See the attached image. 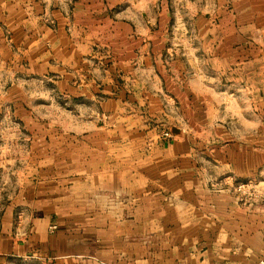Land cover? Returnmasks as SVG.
Listing matches in <instances>:
<instances>
[{"label":"crops","instance_id":"0c3cea01","mask_svg":"<svg viewBox=\"0 0 264 264\" xmlns=\"http://www.w3.org/2000/svg\"><path fill=\"white\" fill-rule=\"evenodd\" d=\"M260 2L246 27L216 17L214 41L195 48L170 41L163 8L0 0L3 98L26 134L19 186L0 203V264L264 260ZM32 87L54 103L44 120ZM258 169L261 196H241Z\"/></svg>","mask_w":264,"mask_h":264},{"label":"rangeland","instance_id":"374dc122","mask_svg":"<svg viewBox=\"0 0 264 264\" xmlns=\"http://www.w3.org/2000/svg\"><path fill=\"white\" fill-rule=\"evenodd\" d=\"M58 6H62L63 2L70 4L73 0H57ZM261 0H108L111 6V13L120 16H129L134 11H144L148 14L154 11H160L162 8L167 16L170 41L179 47L192 46L200 47L201 45L209 46L214 41L213 36L208 30L215 25L216 17L227 15L231 12L241 13L245 22L240 24L246 27V19L252 12L250 5L254 4L255 12H261ZM161 12V11H160ZM241 71V70H240ZM4 81H0V203L6 200L14 188L18 187L17 178H22L17 170H22L24 165L23 158L26 155V134H24L19 119L15 118L8 106V99H4L5 95L3 85L5 84V75H2ZM30 99V105L35 107L36 116L44 120L47 117L45 111L48 105L54 104L53 101L42 94L41 89H36ZM58 100V99H56ZM246 98L240 97L239 105L246 104ZM256 107L259 99L256 97ZM11 101V100H10ZM54 106V105H52ZM46 112V113H45ZM53 121L58 122V113ZM170 130V125L166 124L163 130ZM210 148V147H209ZM15 171V172H14ZM258 174L247 181H238V183L250 182L252 188L259 193L262 189L261 174ZM16 179V180H15ZM16 183V184H15ZM258 198V197H257ZM256 198V199H257Z\"/></svg>","mask_w":264,"mask_h":264},{"label":"built area","instance_id":"2783aa9c","mask_svg":"<svg viewBox=\"0 0 264 264\" xmlns=\"http://www.w3.org/2000/svg\"><path fill=\"white\" fill-rule=\"evenodd\" d=\"M171 135V132L170 130L166 129V130H163L161 133H160V136L161 137H169ZM254 186L248 182V183H237L235 185V190L243 197H246L248 199H256L257 197H259V193L256 192L255 190H253ZM55 228V225H51L50 226V229H54ZM258 264H264V260H259Z\"/></svg>","mask_w":264,"mask_h":264},{"label":"water","instance_id":"95a60500","mask_svg":"<svg viewBox=\"0 0 264 264\" xmlns=\"http://www.w3.org/2000/svg\"><path fill=\"white\" fill-rule=\"evenodd\" d=\"M172 131H173V132H176V130H175V129H172Z\"/></svg>","mask_w":264,"mask_h":264}]
</instances>
